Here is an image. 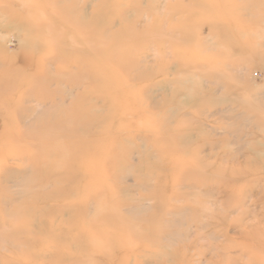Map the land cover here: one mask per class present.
<instances>
[{
	"label": "rangeland",
	"instance_id": "rangeland-1",
	"mask_svg": "<svg viewBox=\"0 0 264 264\" xmlns=\"http://www.w3.org/2000/svg\"><path fill=\"white\" fill-rule=\"evenodd\" d=\"M0 264H264V0H0Z\"/></svg>",
	"mask_w": 264,
	"mask_h": 264
},
{
	"label": "bare ground",
	"instance_id": "bare-ground-1",
	"mask_svg": "<svg viewBox=\"0 0 264 264\" xmlns=\"http://www.w3.org/2000/svg\"><path fill=\"white\" fill-rule=\"evenodd\" d=\"M54 143L56 144L55 146H58V149L60 150H69L71 151V159L72 160H77L78 162L80 161L81 162V159H83V154H77L79 152H82L84 150H89L90 148V143H84L81 141V143H78V142H69V141H66L65 145L64 143H60L58 141H54ZM72 160L70 161V163L72 162ZM69 163V164H70ZM64 166V164H63ZM67 166V165H65ZM68 194L70 192V189L67 191ZM70 195V194H69ZM92 222V221H91ZM91 222H88V225H92V224H95L96 226H98L99 228L98 229H103V230H106V231H109V230H118L117 227H115L114 225L111 226L110 223H108L107 221H104V220H96V221H93L92 223ZM115 232V231H114Z\"/></svg>",
	"mask_w": 264,
	"mask_h": 264
}]
</instances>
